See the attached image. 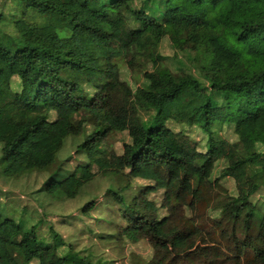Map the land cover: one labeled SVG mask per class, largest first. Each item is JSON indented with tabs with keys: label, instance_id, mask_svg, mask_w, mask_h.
I'll use <instances>...</instances> for the list:
<instances>
[{
	"label": "trees",
	"instance_id": "trees-1",
	"mask_svg": "<svg viewBox=\"0 0 264 264\" xmlns=\"http://www.w3.org/2000/svg\"><path fill=\"white\" fill-rule=\"evenodd\" d=\"M129 2L21 0L14 10L0 0V112L20 101L13 87L16 57L34 58L28 67L44 80L12 123L0 124V180L45 173L39 191L53 204L75 200L101 182L102 192L129 216V239L140 243L138 232L143 233L167 251L168 264H264V209L250 201L252 191L234 197L228 223L216 215L218 201L235 193L225 181L246 179L251 164L264 159V143L261 148L240 139L244 131L264 134V0H143L140 12L152 19L130 11ZM183 17L197 18L204 27L196 45L202 49L205 85L188 73L168 86L143 81L137 66L162 64L148 53L162 32L178 36L186 30ZM98 39L122 45L107 57ZM189 40L194 42L192 35ZM38 61L43 69L38 70ZM86 64L93 67L80 72L81 95L47 79L57 78L63 66L81 71ZM126 66L139 75L132 78L134 89L122 80ZM167 106L188 121L168 116L147 125L146 116L159 118ZM90 117L107 131L81 140L77 152L84 163L56 179L65 140L83 135ZM178 138L187 147L178 145ZM121 139L130 142L128 174L110 164ZM171 166L190 174L179 178ZM133 183L142 186L126 202L123 192ZM180 209L188 213L190 228L164 232ZM24 213L12 202L0 212V264H93L51 225L28 227ZM206 235L213 250L201 246ZM130 264L161 263L134 253Z\"/></svg>",
	"mask_w": 264,
	"mask_h": 264
},
{
	"label": "rangeland",
	"instance_id": "rangeland-1",
	"mask_svg": "<svg viewBox=\"0 0 264 264\" xmlns=\"http://www.w3.org/2000/svg\"><path fill=\"white\" fill-rule=\"evenodd\" d=\"M142 1L130 0V11L139 12L141 18L150 19L151 17L147 12H140L142 11ZM21 5V0H8L7 3V7L14 10H17ZM150 10H153V5L150 6ZM182 23L186 27L185 31H182L178 36H172L166 31L162 32L158 36L155 46L149 51L148 55L151 59L162 61L160 66L158 65L155 68L150 65L145 70L142 65L137 66L143 74V81L158 80L168 86L176 83L182 73H188L202 85H205L202 49L196 45V41L204 36V27L197 18L183 17ZM191 35L194 42L189 40ZM96 44L104 50L107 57H113L115 55L114 49L122 45L118 40L105 41L103 39H98ZM28 58L19 55L13 62V87L20 94V101L17 105L8 106L0 112V124L12 123L15 115L21 111L20 107L24 108L26 104L32 102L33 92L43 80H37L33 70L31 71V68L28 67L30 61L34 62V58ZM37 63L35 65H37L38 70L43 69V65L39 61ZM92 67V64H86V68L78 71V69L73 70V68L63 66L56 72L57 78L47 79L54 80L60 86L69 87L74 96L81 95L78 91L82 85L80 72ZM133 76L139 77L130 66H126L122 73V80L134 89ZM119 116L121 120L127 118L125 113H121ZM168 116L175 120L188 121V117L180 114L175 106L165 107L159 118L156 117V113H151L145 117V120L147 125H150L153 120L158 119L161 121L162 118ZM105 131H107V128L98 121V118L90 117L83 135L67 138L59 154L58 160L61 164L56 179H61L70 174L78 165L84 163V157L77 152V146L81 140L96 134L103 136ZM240 139L242 141H255L260 145L264 143V134L261 131H244L240 135ZM176 143L181 147H187L188 145L185 139L181 138H178ZM129 145L128 139L116 141L114 144L115 153L110 160L113 167L124 169L126 174L129 173V169L125 167L126 158L130 155L129 152L127 155V146ZM260 147L262 148L261 145ZM170 171L182 179L190 174L184 169L174 166L170 167ZM45 179V173L36 172L18 179L0 180V212H5V206L10 202L15 203L19 208H24V220L28 227L37 223L51 225L53 230L67 243L66 245L70 244L76 251L88 254L93 264H130V255L134 253L158 261L161 264H168L170 256H168L167 251L154 245L143 233L138 232V237L141 239L140 243H134L129 239L125 230L129 224V216L125 214L124 208L118 202L116 203L115 198L106 191L102 192L103 185L101 182L87 187L75 200L63 204H53L44 193L39 191ZM225 184L230 189L235 190L232 198L222 197L216 204V215L224 218L226 223L229 222L236 207L234 197L248 195L250 191H252L250 201L264 209V189L262 187L264 184V159L251 164L246 179L239 181L227 180ZM141 186L133 183L132 189L123 192L126 202H130L137 195L136 193H138ZM196 198L199 202L201 201L199 196H196ZM136 204L137 206L143 205L141 202H136ZM97 208L100 211L94 210ZM119 210L123 211L120 215L115 216L114 213ZM100 214H105L102 216V222L98 220ZM111 224L114 226H111ZM190 226L188 213L184 209H180L163 230L164 232L173 229L184 230L190 228ZM237 227H240L239 223ZM238 233H240V229ZM212 243L211 238L206 235L203 237L201 246L213 250Z\"/></svg>",
	"mask_w": 264,
	"mask_h": 264
}]
</instances>
